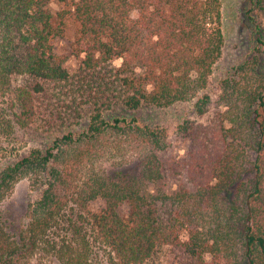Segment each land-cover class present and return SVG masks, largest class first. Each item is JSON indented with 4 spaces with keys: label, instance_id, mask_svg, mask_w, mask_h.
Listing matches in <instances>:
<instances>
[{
    "label": "trees",
    "instance_id": "trees-1",
    "mask_svg": "<svg viewBox=\"0 0 264 264\" xmlns=\"http://www.w3.org/2000/svg\"><path fill=\"white\" fill-rule=\"evenodd\" d=\"M52 1L0 0V264H264V0H244L252 48L219 82L221 0ZM178 105L173 129L140 114Z\"/></svg>",
    "mask_w": 264,
    "mask_h": 264
},
{
    "label": "rangeland",
    "instance_id": "rangeland-1",
    "mask_svg": "<svg viewBox=\"0 0 264 264\" xmlns=\"http://www.w3.org/2000/svg\"><path fill=\"white\" fill-rule=\"evenodd\" d=\"M223 11V31L225 35L224 53L220 59L219 64L215 70L214 81L222 79L227 71L234 65L241 63L247 56L252 48V38L250 30L245 16L244 0H221ZM52 11L56 12L60 9V4L57 1H52L50 4ZM76 30L71 24L67 30V38L58 41L57 49L60 53L66 55L67 61L65 66L69 73L76 74L83 66L84 55L74 54L72 51V42L75 39ZM121 60L115 62L116 65H120ZM214 99H217L215 96ZM187 108H189L187 106ZM185 109L184 105H178L175 108L169 110H144L140 114L144 117H150V122L160 123L167 125L170 129H173L180 121L182 115L188 113L189 110ZM132 113V112H131ZM130 112L123 106L115 107L111 115H129ZM215 116V115H212ZM41 138V137H40ZM19 141L21 145H25L28 142V137L25 134L19 135ZM44 139L41 138V141ZM177 150L180 156H184L187 149V142L178 139L176 141ZM1 158V157H0ZM5 165V160H0V168ZM107 173L111 172L114 167L109 164L103 166ZM29 199V185L27 180H22L16 184L11 195L4 201L2 207L10 214L11 231L19 233L22 222V214L24 207ZM104 205L102 200H97L92 203L90 208L92 211L100 210ZM125 210H122L124 212ZM70 220L66 216L65 221ZM68 224V223H66ZM30 264H60L55 258L49 255H42L40 252L34 253L30 257ZM146 264H171L169 255L166 251H161Z\"/></svg>",
    "mask_w": 264,
    "mask_h": 264
}]
</instances>
